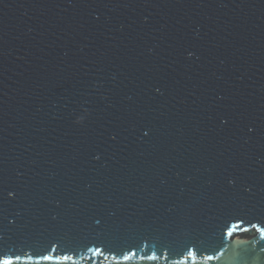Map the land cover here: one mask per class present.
Returning <instances> with one entry per match:
<instances>
[{"label":"water","instance_id":"obj_1","mask_svg":"<svg viewBox=\"0 0 264 264\" xmlns=\"http://www.w3.org/2000/svg\"><path fill=\"white\" fill-rule=\"evenodd\" d=\"M0 191L8 248L213 236L208 264H264L222 238L264 214V0H0Z\"/></svg>","mask_w":264,"mask_h":264},{"label":"snow or ice","instance_id":"obj_2","mask_svg":"<svg viewBox=\"0 0 264 264\" xmlns=\"http://www.w3.org/2000/svg\"><path fill=\"white\" fill-rule=\"evenodd\" d=\"M224 123L227 121L225 120ZM144 135H148V132L145 131ZM229 183H234V181L230 180ZM2 195L3 192L0 191V196ZM7 195L12 197L15 193L9 191ZM230 218L234 222L225 221L222 238H230L237 231L247 232L254 229L259 233L260 240H264V226H262L264 225V214L253 215L252 220L247 221L248 226L245 227H241L245 224L243 217L230 214ZM253 220L256 222H252ZM96 223L100 224L101 221L97 220ZM58 249H62L63 254H56ZM78 251H84L87 259L93 261V264H96V258L108 259L109 256L117 264H127L130 261L159 262L161 260L168 261L169 264H201V262L208 264L210 261L219 260L224 255V247L218 246L213 236L208 239L166 243L152 235H140L131 242L96 238L87 243L53 239L45 244L19 247L13 245L11 248L0 244V264H68V262L76 264L74 256ZM260 252H264V247L260 249ZM85 256H81V259ZM170 256H176L178 259L170 260Z\"/></svg>","mask_w":264,"mask_h":264},{"label":"clouds","instance_id":"obj_3","mask_svg":"<svg viewBox=\"0 0 264 264\" xmlns=\"http://www.w3.org/2000/svg\"><path fill=\"white\" fill-rule=\"evenodd\" d=\"M189 55H192L191 53H189ZM83 120H84V116H77L76 117V123H82L83 122Z\"/></svg>","mask_w":264,"mask_h":264}]
</instances>
